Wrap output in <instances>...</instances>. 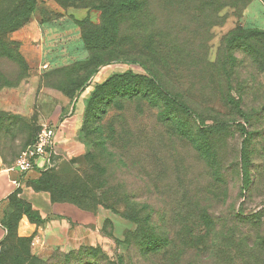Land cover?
<instances>
[{
    "label": "rangeland",
    "instance_id": "1",
    "mask_svg": "<svg viewBox=\"0 0 264 264\" xmlns=\"http://www.w3.org/2000/svg\"><path fill=\"white\" fill-rule=\"evenodd\" d=\"M49 1L39 0L30 15L48 24L33 50L19 48L28 68L22 81L0 90L2 166L14 168L42 122L56 127L54 154L42 171L61 174L87 153L97 162L112 128L134 134L132 154L142 179L151 178L140 187L141 237L152 242L149 227L158 236L164 225L172 264H264V0ZM20 3L0 0V17ZM15 71L14 62L0 60V82L12 81ZM136 91L138 98H124ZM70 108L80 146L73 155L65 147L70 127H60ZM17 191L25 201L17 186L0 201V220L9 215L11 228ZM60 204L79 212L69 221L66 247L33 256L46 261L93 248L110 264H162L164 256L127 252L133 226L119 215ZM12 242L20 253L32 248V240Z\"/></svg>",
    "mask_w": 264,
    "mask_h": 264
},
{
    "label": "trees",
    "instance_id": "2",
    "mask_svg": "<svg viewBox=\"0 0 264 264\" xmlns=\"http://www.w3.org/2000/svg\"><path fill=\"white\" fill-rule=\"evenodd\" d=\"M38 1L22 0V3L12 8L6 17H0V60L8 59L16 65L15 78L12 81L0 82V90L17 87L28 69L19 53L20 43L10 40L8 36L30 22V15L36 9ZM24 13H27L26 16L21 18ZM149 83L157 87L159 85L152 75ZM164 94L173 100L181 111L192 114L193 111L186 103L176 101L172 96ZM134 96H138L137 91L129 92L124 98L131 100L136 98ZM235 106H239V103H235ZM212 129L217 130L219 128ZM38 131L29 146L35 141ZM110 133L102 138L104 153L97 158V162L94 161L93 155L87 153L81 158L65 163V173L63 172V174L53 170L40 171L36 179L28 182V186L35 193H47L51 203H69L83 210L102 208L119 215L133 226V231L130 232L126 240L127 252L133 249L137 254L146 258L164 256L161 259L162 264H172V243L169 230L164 225L160 228L164 234L158 236L154 235V232H158V228L149 227V231H153L149 235L150 238H153L152 242L141 237L140 187L144 183L145 185L151 184V178H145V181L142 179L139 169L140 163L135 154H132V149H135L133 146L135 136L116 128H112ZM127 143L129 144L127 145ZM240 158L242 173L245 178L244 183L247 185V161L244 143L241 145ZM17 195H19L18 191L12 197L17 208L11 209L12 214L17 213L18 215L15 227L11 228L8 223L9 215L0 220V225L6 232L0 242V264H110L104 255H96L93 248H82L69 254L56 252L46 261L33 256L29 247L22 253L17 252L12 242L13 239L27 240L29 246L32 240L31 238H18L16 235L21 217L25 216L31 224L36 226L44 223V219L32 210L31 205L17 199ZM147 215L149 222L152 223L153 211H148ZM165 215H163L162 221H164ZM205 217L210 222L212 221L209 215ZM194 244L197 245L196 241Z\"/></svg>",
    "mask_w": 264,
    "mask_h": 264
},
{
    "label": "crops",
    "instance_id": "3",
    "mask_svg": "<svg viewBox=\"0 0 264 264\" xmlns=\"http://www.w3.org/2000/svg\"><path fill=\"white\" fill-rule=\"evenodd\" d=\"M45 1L48 5H51V1ZM47 24L48 23L46 22H41V20L37 19V17H34L21 29L12 33V38L21 45L20 49L22 54H26L30 50H33V44H39L40 40L44 38ZM73 118V111L72 108H70V110L65 114L66 120L60 124V127H65L66 124L70 127L66 130L70 137V143L69 145L66 144L65 147L68 148L69 153L72 155L79 153L80 151V146L75 144L73 136L75 134L76 124L68 121ZM50 123L53 124L52 122ZM43 161V159H39L37 167H35L31 172H28L23 180L20 178V173L18 171L14 168L10 169L3 167L0 160V201L12 193L16 186L21 187L23 190L22 198L31 205L32 210L44 220L50 218V221L41 225V227L31 224L25 216H22L18 223V235L20 237L32 239L31 252L36 255H48L54 248L63 249L66 247V231L67 228L70 227L69 221L71 220L72 222H75L77 219L76 216H79L78 210L72 206L60 203H51L47 194L34 193L27 185L25 180L36 179L38 177V172L43 170L39 167L42 166ZM2 209L3 208L0 205V218L2 217ZM85 219V222H87V219L90 218L89 216H85ZM3 236L4 231L0 225V240Z\"/></svg>",
    "mask_w": 264,
    "mask_h": 264
},
{
    "label": "built area",
    "instance_id": "4",
    "mask_svg": "<svg viewBox=\"0 0 264 264\" xmlns=\"http://www.w3.org/2000/svg\"><path fill=\"white\" fill-rule=\"evenodd\" d=\"M56 127L50 122H42L39 124V131L35 141L16 159L14 169L21 174H25L35 167L39 159H43L41 169H47L49 162L48 156L54 154V137Z\"/></svg>",
    "mask_w": 264,
    "mask_h": 264
}]
</instances>
